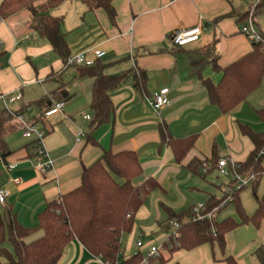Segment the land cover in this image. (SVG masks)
<instances>
[{
  "label": "crops",
  "instance_id": "obj_1",
  "mask_svg": "<svg viewBox=\"0 0 264 264\" xmlns=\"http://www.w3.org/2000/svg\"><path fill=\"white\" fill-rule=\"evenodd\" d=\"M257 4L258 0H113L117 12L115 25L104 10L89 11L78 1H65L51 9L52 16L63 19L61 29L71 55L102 50L106 54L100 61L107 65L106 74L138 69L147 74L145 93L134 87L132 77L111 93L112 120L93 132L94 142L88 136L93 117V79L81 76L77 68L66 67L50 43L30 27L28 12L0 19V110L18 112L39 100H45L48 106L57 101L65 103L60 114L38 122L48 132L45 149L53 164L45 173L36 168L39 159L32 157L35 150L31 141L21 145L23 141L12 135L20 131L26 139L20 122L15 121L17 130L6 138L13 153L6 162H0V190L8 192L6 202L0 204V216L34 228L50 201L80 186L84 167L92 166L107 150L134 151L142 167L136 183L153 178L160 188L148 196L136 213L132 231L122 236L121 262L138 253L145 255L152 245L165 248L171 236L161 227L169 219L167 210L179 214L198 204L205 205L211 197L222 198L224 187L231 181L219 173L218 162L227 158V169L231 171L232 164L244 162L253 150L250 140L241 134L240 124L257 133L264 132V125L246 119L245 115H252L256 108L247 100L228 114L219 112L210 103L202 82L192 76L190 60L169 37L181 28L201 25L198 41L183 47L184 51L213 45L217 64L225 67L252 51V43L241 32L239 19L251 14ZM233 11L236 16H227ZM250 20L264 36V10L254 20L250 15ZM203 77L217 84L221 75L208 66ZM164 88L169 89V102L156 113L151 99ZM58 89L60 92L54 95ZM18 94L21 99L8 101V97ZM250 96L262 105L255 92ZM32 112L33 107L24 113L26 120L33 121L38 116ZM162 123L175 138L196 136L194 147L182 163L176 161L169 146L162 144ZM79 132L83 135L78 141ZM214 153L216 158L212 161ZM192 160H206L197 174L187 168ZM7 165L16 167L7 170ZM16 178H20V184L14 182ZM263 193L264 177L258 195ZM239 197L245 212L252 215L257 201H245L241 194ZM220 213L216 215L218 221H222ZM140 239L143 248L137 247ZM262 245L264 220L258 229L246 225L230 232L226 236V256H232L238 264H260L254 253ZM167 251L162 254L170 258V264H224L226 257L217 246L210 245L173 254ZM59 264L106 263L72 241Z\"/></svg>",
  "mask_w": 264,
  "mask_h": 264
},
{
  "label": "trees",
  "instance_id": "obj_2",
  "mask_svg": "<svg viewBox=\"0 0 264 264\" xmlns=\"http://www.w3.org/2000/svg\"><path fill=\"white\" fill-rule=\"evenodd\" d=\"M3 0L0 4V19L8 20L22 11L30 15V27L42 38L46 39L53 51L64 62L71 56L70 47L66 35L62 32L63 19L54 17L50 10L58 7L65 1H78L84 4L89 11L104 10L111 22L115 25L117 20L116 8L113 0ZM264 10V0H259L253 13ZM231 12L227 16H236ZM250 12L242 15L239 23L242 26L248 23ZM262 41L252 43V51L242 56L233 63L221 67L217 64L218 56L215 46L210 45L201 50L184 51L192 66V76L198 78L206 88L210 103L219 112L228 114L261 85L264 77V36ZM0 50V58L2 56ZM211 66L221 75L217 84L209 79H204L203 71ZM81 76L93 79L91 98V110L93 117L90 120L89 141L94 142L93 132L109 123L114 114V106L111 101V93L121 87L128 78L134 80V87L141 93L146 92L147 74L143 70H131L117 75L106 74L107 65L100 60L95 61L91 67L77 66ZM59 89L53 94H58ZM33 105L41 108V113L34 118L38 123L43 119L44 112L52 105L45 104V100H39L28 104L18 112L4 109L0 112V162L13 153L6 138L17 130L16 118L31 109ZM257 115L264 123V109L257 110ZM240 132L247 137L253 145V150L247 159L237 164L236 171L246 177L254 175L255 181L251 185L253 197L257 201V209L252 215H248L241 203L239 193L244 188H237L236 183L229 185L233 197L231 203L224 206L226 196L220 199L211 197L200 211V215H208L215 208L217 213L227 206L235 205L239 220L229 217L222 221L214 218L200 220L193 212V208L183 213L168 211L169 219L161 225L163 230L173 229L168 247L169 254L177 251H191L203 245L217 246L220 252L226 256V236L243 225L259 227L264 220V193L260 197L258 188L264 177V132L257 133L249 126L240 124ZM160 140L171 148L175 159L182 163L191 149L194 147L196 136L187 138H175L167 125L159 126ZM30 145L35 150L34 142ZM32 157H37L36 151ZM216 158L214 153L212 161ZM206 160H192L187 168L192 173H199ZM142 175V167L138 156L134 151L112 152L105 151L102 158L90 167H84L81 176V184L75 190L62 195L59 199L50 201L45 211L39 216L38 225L34 228L24 227L14 219H5L0 216V264H59L66 247L72 242H79L92 255L102 259L104 263L121 262V239L124 234L132 231L134 219L138 210L143 206L148 196L160 188L159 183L148 178L141 183L136 181ZM173 222L178 227H173ZM37 233H41L37 236ZM9 243L12 252L6 247ZM178 243V245H176ZM171 244V247L169 245ZM255 257L260 264H264V245L257 248ZM144 255L138 253L126 264H141ZM151 264H170V258L163 254L151 259ZM224 264H238L232 256H226Z\"/></svg>",
  "mask_w": 264,
  "mask_h": 264
},
{
  "label": "built area",
  "instance_id": "obj_3",
  "mask_svg": "<svg viewBox=\"0 0 264 264\" xmlns=\"http://www.w3.org/2000/svg\"><path fill=\"white\" fill-rule=\"evenodd\" d=\"M253 12L254 10H252L250 14L251 16L253 15ZM241 32L251 43H259L262 41L261 34L256 29L252 20H250L246 25L242 26ZM201 33H202L201 25H198L190 29L181 28L175 31L173 34H171L169 38L174 46L186 47L190 44L197 42ZM105 54L106 53L102 50H94V51H87V52L73 54L67 59L65 65L66 67H77V66L91 67L95 64V61L104 58ZM7 99L8 101L18 100L21 99V95L18 94L15 98L8 97ZM168 102H169V89L167 88H164L156 92L151 99V105L156 113H159L160 110L168 104ZM64 105L65 103L63 101L55 102L49 109H47L44 112L43 118H50L52 116H56L60 114L63 111ZM30 110L31 109H28V111ZM84 118L88 119V117H84ZM16 120H18L21 124L24 137L26 139H31V141L34 142L35 151L39 159V161L36 163V168L42 173L47 172L49 169L52 168L53 165L45 149V140L48 135L47 130L41 127L39 123L26 120L24 114L18 115ZM82 135H83L82 132L78 133V138H77L78 141ZM228 165L229 162L227 158L221 159L218 162L219 173L224 177L230 178L231 182L236 183L238 189L245 188L253 184V182L256 179L254 175L246 177L242 174H239L236 171V168L238 167L237 164H232V170L229 171L227 169ZM5 167L7 168V170H12L15 169L16 165H7ZM14 182L20 184L21 180L20 178H16L14 179ZM223 195L226 196V198L224 202L221 204V206H224L225 204L231 203L233 201V197L230 193L229 186L224 187ZM7 196H8L7 191L0 190V204H4L6 202ZM203 207L204 204H198L193 208V212L197 214L196 217L198 219L203 220L206 217L212 219L215 217L218 210L217 208H215L211 213L205 216L199 214L200 211L203 209ZM172 224L174 228L178 227L177 223L173 222ZM176 245H178V243ZM137 247L138 248L144 247L141 239L137 241ZM169 247H171V244L169 245ZM163 249H165V252H168L167 251L168 247H165ZM163 249L162 247L156 245L149 246L147 248V251L144 255L141 264H151L150 262L151 259L162 254ZM106 264H125V263L118 261L116 263H106Z\"/></svg>",
  "mask_w": 264,
  "mask_h": 264
},
{
  "label": "rangeland",
  "instance_id": "obj_4",
  "mask_svg": "<svg viewBox=\"0 0 264 264\" xmlns=\"http://www.w3.org/2000/svg\"><path fill=\"white\" fill-rule=\"evenodd\" d=\"M42 1L43 0H41L40 2H42ZM255 94L257 96L256 98L258 100H260V102L262 103V105H261L262 107L259 106V104H256L257 101H253L252 97L250 96V98H248L247 101L250 102L252 107H256V108H255V111L253 112L252 115L247 114V115H245V117H246V119L248 121H254L257 124L264 125V123L261 121L260 117L256 113V109L258 110V109L264 108V77H263V80H262V83H261L260 87L255 91ZM39 112H40L39 111V107L37 105H33V112L32 113H34L35 115H39ZM40 126H41V124H40ZM12 135L15 136V137H18L20 141H23L21 145H24V144H26V143L31 141V139H24L22 137V133L20 131L14 133ZM239 194L242 195V199L245 200V201L248 199V200H251V202H252V200L254 198L251 186L245 187ZM248 195H249V197H248ZM229 217L233 218L236 221L239 220V217H238V215L236 213L235 205H233V204L227 206L219 215V219L220 220H224L225 218H229ZM243 226H246V225H243ZM248 226H250V227L252 226L253 228L258 229L257 227H255V226H253L251 224H249ZM240 227H242V226H240ZM240 227H238V228H240ZM158 233L161 234L162 232L159 230ZM164 233L172 234L173 233V229L171 228L168 231H164ZM160 234H158L157 237ZM7 246L10 247V244L6 243V247ZM10 251L12 252V250H10ZM163 251L165 252V249H163Z\"/></svg>",
  "mask_w": 264,
  "mask_h": 264
}]
</instances>
